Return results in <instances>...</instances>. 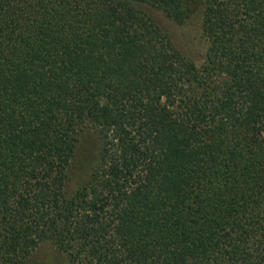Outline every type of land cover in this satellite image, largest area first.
Returning <instances> with one entry per match:
<instances>
[{
	"label": "trees",
	"instance_id": "obj_1",
	"mask_svg": "<svg viewBox=\"0 0 264 264\" xmlns=\"http://www.w3.org/2000/svg\"><path fill=\"white\" fill-rule=\"evenodd\" d=\"M140 5L201 12L197 66ZM99 151L70 196L86 126ZM264 264V0H0V264Z\"/></svg>",
	"mask_w": 264,
	"mask_h": 264
},
{
	"label": "rangeland",
	"instance_id": "obj_2",
	"mask_svg": "<svg viewBox=\"0 0 264 264\" xmlns=\"http://www.w3.org/2000/svg\"><path fill=\"white\" fill-rule=\"evenodd\" d=\"M140 7L149 14L160 28L174 41L176 47L197 66L204 62L208 43L202 34L201 12L182 25L168 19L161 11L148 6ZM99 142L96 133L88 125L83 129L75 156L68 171L66 193L72 195L88 177L96 164ZM25 264H68L67 255L52 243L41 244Z\"/></svg>",
	"mask_w": 264,
	"mask_h": 264
}]
</instances>
